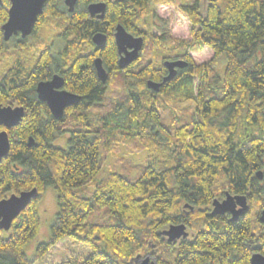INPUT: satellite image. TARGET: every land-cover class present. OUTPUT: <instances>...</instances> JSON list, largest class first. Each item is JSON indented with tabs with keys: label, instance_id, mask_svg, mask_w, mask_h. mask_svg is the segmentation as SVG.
<instances>
[{
	"label": "trees",
	"instance_id": "obj_1",
	"mask_svg": "<svg viewBox=\"0 0 264 264\" xmlns=\"http://www.w3.org/2000/svg\"><path fill=\"white\" fill-rule=\"evenodd\" d=\"M3 1L0 55L8 43L2 26L8 20L9 3ZM191 1H160L157 6L176 8L175 15L166 16L151 6V0H78L62 30L60 53L46 46L33 68L18 60L0 74V104L23 106L26 111L20 125L8 131L11 148L0 163V201L34 188L40 194L9 231L0 230V264H34L67 237L90 247L91 255L83 264H135L143 253L163 264L164 259L172 264H251L252 254L264 255V224L259 221L264 183L257 177L264 172V0ZM96 2L107 4L103 19L88 11V5ZM64 3L47 0L34 33L48 18H64ZM118 25L167 50L180 49L165 59L181 56L187 66L178 69L176 78L160 92L149 89L148 80L162 82L168 74L165 62L129 73L139 59L121 70L115 42ZM98 32L107 36L103 50L92 40ZM25 43H17L16 49L25 48ZM223 54L227 65L221 74L214 62ZM97 57L111 74L106 84L97 75ZM56 73L64 77L65 89L82 97L62 120L37 94V85ZM114 76L133 77L143 90L129 85L125 102L103 119L101 115V126L92 130L95 120L88 112L103 105ZM160 96L193 102V119L173 131L164 127L162 109L156 104ZM73 112H78L74 117L81 127L63 130ZM67 132L68 147H55L54 141ZM118 134L149 138L156 154L135 166L140 168L137 177L112 171L97 182L90 197L78 195L76 190L101 170L103 137L108 146ZM219 179L227 187L221 197L246 196L250 210L258 200L263 206L255 216L249 210L237 222L216 220L211 213ZM49 186L57 193L59 211L49 241L40 243L30 259L24 249L41 230L38 203ZM96 208L108 209L107 220L88 221ZM197 221L208 225L193 241L175 245L178 240L169 242L161 234L172 225L190 227ZM152 239L168 248L165 254L157 252V245L151 247Z\"/></svg>",
	"mask_w": 264,
	"mask_h": 264
},
{
	"label": "rangeland",
	"instance_id": "obj_2",
	"mask_svg": "<svg viewBox=\"0 0 264 264\" xmlns=\"http://www.w3.org/2000/svg\"><path fill=\"white\" fill-rule=\"evenodd\" d=\"M160 1L164 0H151V6L157 8L160 13L165 14L166 16L175 15L176 8L166 7L158 5ZM174 1L175 3L188 1L193 3L191 0H168ZM62 10L65 12L64 18H48L44 24L40 27L38 33L27 39V46L23 49H16L14 46L16 41L12 40L7 43L6 50L0 55V74L4 72L6 68L13 67L14 64H17L18 60L26 65L27 68L31 67L37 57L38 50L41 51L46 46L51 45L53 50L56 53H60L64 47V42L61 38L62 30L68 25V17L71 13L68 11V6L64 3L62 5ZM147 14L144 16V18ZM150 16V15H149ZM143 18V19H144ZM140 24H143L140 22ZM168 46H173L172 42H167ZM181 48V47H180ZM180 53L179 51L167 50V47L164 45L157 44L151 38L145 41L144 48L139 57L140 61L138 64L132 66L129 69V73H138L141 66L152 63L155 67L160 64H163L172 54ZM177 60V57H175ZM138 59V60H139ZM180 60L183 58L180 56ZM136 62V61H135ZM133 64V63H132ZM131 64V65H132ZM130 65V66H131ZM227 65L226 55H221L215 62L214 67L221 74L223 73L224 66ZM129 85H134L137 91L143 90V86L138 85V82L135 78L124 76H114L110 84L107 85V96L100 108L94 107L89 110V114L95 120L91 126L92 130H96V127H100L101 120L103 116L108 112L113 111L114 108L121 102H125V99L128 96V87ZM178 97V96H177ZM173 97L171 99L160 96L158 97L156 104L159 109H162L161 123L164 127L170 130L176 129L178 124H185L186 121H191L193 119L194 113V103L188 102L183 99L180 100L178 97ZM179 99V100H178ZM12 105V104H10ZM5 106V105H4ZM8 106V105H6ZM16 106V105H13ZM78 112H73L68 118V121L65 125L62 126L63 130L70 131L74 128L81 127L80 122L75 119V115ZM102 115V119H101ZM127 131V130H126ZM69 133L61 134L56 141H54L55 147L67 148L68 147V138ZM106 138L103 137V146L101 149V170L97 177L89 181L85 187L79 188L76 190V193L83 197H90L96 188L97 182L105 177L108 173L112 171L119 172L128 177H137L140 172V168H135V166L145 163L147 158L150 155L154 154L153 147L151 146L152 142L149 138H132L125 135H117L113 137L112 141L109 142V145H105ZM156 154V153H155ZM220 180V179H219ZM217 181L214 193L216 198L222 196V191L227 188L224 184L225 181ZM14 194V193H13ZM16 194V193H15ZM11 194L8 195L10 197ZM215 198V199H216ZM263 206L261 201H255L250 212L253 216L258 212ZM38 210L42 220L41 230L37 237H35L24 249L25 253L30 259H34L37 251V247L40 243L48 242L50 239L51 226L53 225L57 213L59 211L58 202H57V193L55 189L51 186L47 187L43 193L41 199L38 203ZM107 208H96L95 212L89 217L88 221L93 222H102L107 220L108 217ZM260 221V218H259ZM198 223H193L190 226V232L192 235L197 234L202 229H205L208 225L206 221H197ZM255 231H258L259 225H256ZM158 246V253L165 254L167 247L163 244H158V242L152 239L151 247ZM91 255L90 247L80 241H77L72 238H65L60 241L57 245L53 247L49 253H47L42 259L35 261L34 264H83L88 257ZM149 253H143L139 255V260H144L145 258H150ZM137 257V258H138ZM171 259V258H170ZM136 262L135 264H139ZM167 264L171 260H165ZM163 264V263H162Z\"/></svg>",
	"mask_w": 264,
	"mask_h": 264
},
{
	"label": "water",
	"instance_id": "obj_3",
	"mask_svg": "<svg viewBox=\"0 0 264 264\" xmlns=\"http://www.w3.org/2000/svg\"><path fill=\"white\" fill-rule=\"evenodd\" d=\"M11 7L8 12V20L2 26L4 40L8 42L14 36L21 35L27 38L32 35L39 23L40 17L44 13L47 0H9ZM78 0H65L68 11L73 13ZM2 4V0H0ZM107 4L105 2H96L88 5V11L92 17L103 19L106 13ZM93 43L100 50L106 48L107 36L101 32L93 35ZM115 42L119 53L118 66L121 70L127 69L132 63L137 61L144 48L145 40L142 36H134L127 31L123 25H118L115 32ZM99 79L106 84L111 74L104 67L103 59L97 57L94 61ZM164 66L168 69V74L162 82L148 80L149 89L160 92L161 88L174 80L178 74V69L187 66L184 60L166 61ZM65 87V79L62 75L56 74L51 80L42 81L37 86L39 100L46 103L51 114L57 119L62 120L67 109L76 107L82 100V97ZM23 106H4L0 104V163L9 154L11 148L9 130L20 125L25 116ZM34 145L33 139H30L29 146ZM258 179L264 183V172L257 173ZM40 194L38 189L23 191L19 194H12L0 201V230L9 231L15 220L26 210L33 200H37ZM250 210V205L246 196L227 194L223 201L214 200L211 216L231 215V222H237ZM260 222L264 224V210L260 215ZM166 236L169 242H174L181 238H187L186 225H172L169 229L161 232ZM139 257L137 262H139ZM139 264H154L150 258L141 260ZM251 264H264V255L257 252L251 258Z\"/></svg>",
	"mask_w": 264,
	"mask_h": 264
},
{
	"label": "flooded vegetation",
	"instance_id": "obj_4",
	"mask_svg": "<svg viewBox=\"0 0 264 264\" xmlns=\"http://www.w3.org/2000/svg\"><path fill=\"white\" fill-rule=\"evenodd\" d=\"M8 1V3H9V6H8V12H9V9H10V7H11V3H10V1L9 0H7ZM4 1L2 0V4H0V6L1 7H3L4 6ZM36 30V29H35ZM35 32V31H34ZM35 33H33L32 35H30L29 37H31V36H33ZM29 37H27V38H22V36L21 35H18V36H14L13 38H11V40L10 41H8V43L9 42H11L12 40H14V41H16V44H15V48H16V46H17V43H20V42H23V41H25L26 43H25V45L27 46V39L29 38ZM48 48H50L51 50H52V52L54 53V54H57L54 50H53V48H52V46L51 45H49L48 46ZM42 51L43 50H41V51H39L38 50V52H37V56L38 55H40L41 53H42ZM37 58V57H36ZM36 60V59H35ZM178 60H180V59H177V60H173V61H178ZM36 62V61H35ZM35 62H34V64L31 66V67H29V68H33L34 67V65H35ZM56 74H58V73H56ZM56 74H54V75H56ZM53 75V76H54ZM53 76H52V78H53ZM51 78V79H52ZM51 79H49V80H51ZM48 81V80H47ZM38 86V85H37ZM65 88V87H64ZM9 106V105H8ZM11 106H13V105H11ZM15 107V106H14ZM228 193H226L225 194V196L224 197H219V198H216L217 200H219V201H223V200H225L226 199V195H227ZM235 196V195H234ZM215 199V200H216ZM213 208V207H212ZM216 218V220H230L231 219V215L230 214H227V215H224V216H216L215 217ZM186 232L188 233V237L186 238V239H184V240H182V239H178V241L175 243V245L178 243V244H180L182 241H187V240H189V241H193L194 240V237H196V234L195 235H192L191 233H189L190 232V227H188L187 225H186ZM167 238V237H166ZM165 238V240H167ZM167 243H169L168 241H167ZM150 255H152V254H150ZM252 256H253V254H252ZM252 256H251V258H252ZM150 259H151V262H154V264H162V263H160L159 261H158V259H157V257H155V256H150ZM251 261V260H250ZM171 263V262H170Z\"/></svg>",
	"mask_w": 264,
	"mask_h": 264
}]
</instances>
